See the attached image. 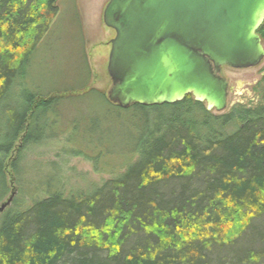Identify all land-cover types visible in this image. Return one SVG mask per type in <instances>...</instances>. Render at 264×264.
<instances>
[{
	"label": "trees",
	"instance_id": "16d2710c",
	"mask_svg": "<svg viewBox=\"0 0 264 264\" xmlns=\"http://www.w3.org/2000/svg\"><path fill=\"white\" fill-rule=\"evenodd\" d=\"M57 13V0H0V203L10 195L4 161L21 134L10 163L16 184L26 173V150L61 137L56 156L83 155L113 177L93 193L70 195L61 191L55 162L51 180L27 179L36 190L27 194L30 203L15 199L0 218V264H264V76L256 104L219 116L190 94L170 105L112 104L89 87L86 56L70 85L42 93L26 86L28 68ZM257 33L264 45V21ZM91 97L107 107L104 116L62 112ZM147 107L192 117L144 141L141 158L109 169L95 143L96 132L100 140L107 132L105 116L120 120L123 111ZM69 139L85 152L70 151ZM224 248L226 256L213 255Z\"/></svg>",
	"mask_w": 264,
	"mask_h": 264
},
{
	"label": "water",
	"instance_id": "95a60500",
	"mask_svg": "<svg viewBox=\"0 0 264 264\" xmlns=\"http://www.w3.org/2000/svg\"><path fill=\"white\" fill-rule=\"evenodd\" d=\"M110 40L107 99L122 108L180 102L190 94L222 112L234 87L221 68L258 65L257 30L264 0H108L102 13ZM12 197L0 203V214Z\"/></svg>",
	"mask_w": 264,
	"mask_h": 264
},
{
	"label": "rangeland",
	"instance_id": "374dc122",
	"mask_svg": "<svg viewBox=\"0 0 264 264\" xmlns=\"http://www.w3.org/2000/svg\"><path fill=\"white\" fill-rule=\"evenodd\" d=\"M107 1L57 0L58 13L48 32L37 44L28 68L26 83L28 88H35L45 93L55 87L70 85V78L75 76L76 70L82 66L84 56H86L91 70L89 87L103 90L107 94L111 81L106 67L110 40L114 37V31L106 27L102 20L103 9ZM220 75L234 89L228 93L227 106L224 111H209L214 116L230 115L237 104L250 106L257 103V85L264 76V58L258 65L249 68L236 69L223 66ZM147 108V110L139 111L137 115L132 111H123L120 120H116L111 115L105 116L107 121L103 127L107 129V132L103 134L104 138L101 140L99 133L96 132L95 143H97V149L100 150L98 159L111 163L108 168L115 169L124 163L125 159L141 158L139 148L144 141L151 143L163 134L168 135V130L178 128L177 118L182 117L189 121L192 117L190 113H176L170 107ZM76 110L99 117L106 114L107 107L97 98L91 97L84 99L81 103L74 102L72 107H64L62 112L73 116L80 113ZM120 121H124L123 126ZM226 130L229 131L230 127L227 126ZM2 133V128H0V134ZM22 135L4 161V170L10 186V195L4 201L12 197L7 208L15 206L13 204L15 199L17 203L22 201L30 203L27 194H35L34 181L36 178H39L40 183L52 179L53 167L50 162H55L56 177H61L60 186L64 195L77 192L93 193L98 186L113 177V174L96 171L94 163L83 155H69L60 152L56 156V153L64 146L61 144L63 142L61 140L63 137H61L56 139L55 143L48 139L47 143L43 142V144L34 145L26 150L23 157L26 163V173L20 177L19 184H16L10 163L16 156ZM71 135L72 133H70V138ZM66 146L70 151L85 152L86 149L84 144L77 139H69ZM27 179L34 182V185L26 183ZM20 189L21 193H19ZM39 193L43 194L42 191L37 194ZM2 214L3 212L0 218ZM254 225H258V222H254ZM244 242L245 238L242 237L236 246L244 245ZM227 250L226 248L215 250L213 255L226 256L229 251Z\"/></svg>",
	"mask_w": 264,
	"mask_h": 264
},
{
	"label": "bare ground",
	"instance_id": "6f19581e",
	"mask_svg": "<svg viewBox=\"0 0 264 264\" xmlns=\"http://www.w3.org/2000/svg\"><path fill=\"white\" fill-rule=\"evenodd\" d=\"M226 109V108H225ZM224 111V110H223Z\"/></svg>",
	"mask_w": 264,
	"mask_h": 264
}]
</instances>
